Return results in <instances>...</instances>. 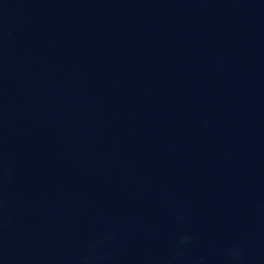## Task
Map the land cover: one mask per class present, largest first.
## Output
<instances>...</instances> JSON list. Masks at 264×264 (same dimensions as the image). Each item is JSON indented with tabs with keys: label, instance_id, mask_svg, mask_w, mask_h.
I'll list each match as a JSON object with an SVG mask.
<instances>
[{
	"label": "water",
	"instance_id": "95a60500",
	"mask_svg": "<svg viewBox=\"0 0 264 264\" xmlns=\"http://www.w3.org/2000/svg\"><path fill=\"white\" fill-rule=\"evenodd\" d=\"M0 264H264V0H0Z\"/></svg>",
	"mask_w": 264,
	"mask_h": 264
}]
</instances>
